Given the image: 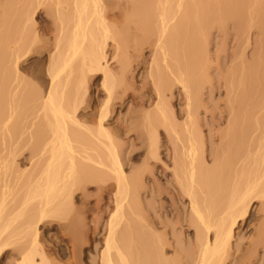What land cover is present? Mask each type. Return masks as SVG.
Instances as JSON below:
<instances>
[{
	"label": "bare ground",
	"instance_id": "bare-ground-1",
	"mask_svg": "<svg viewBox=\"0 0 264 264\" xmlns=\"http://www.w3.org/2000/svg\"><path fill=\"white\" fill-rule=\"evenodd\" d=\"M0 9L11 14L0 22V257L13 264H58L37 228L55 220L77 264L82 248L97 240L101 219L97 264H225L255 201L260 205L254 229L237 264H247L264 247V111H248L241 79L232 80L220 116L226 127L216 134L219 147L208 167L197 119L208 29L233 22L237 32L246 33L252 23L264 30V0H0ZM38 12L46 17L41 26L33 20ZM257 54L241 73L253 75L259 95L264 41ZM33 55L46 56L42 90L23 86L19 76L20 62ZM136 70H142V81L134 80ZM98 75L103 100L92 131L82 125L79 108L89 80ZM136 90L151 100L138 116L142 124L134 125L145 149L143 164L161 168L163 128L169 153L163 165L173 179L168 193L187 202L190 253L166 257L167 244L155 235L158 226L139 207L142 176L124 171L108 127L117 100L143 101ZM173 91L185 101L181 126L165 101ZM19 159L27 161V170L18 171ZM88 184L99 197L77 209L72 198ZM92 212L100 215L90 228L83 220Z\"/></svg>",
	"mask_w": 264,
	"mask_h": 264
},
{
	"label": "rangeland",
	"instance_id": "rangeland-1",
	"mask_svg": "<svg viewBox=\"0 0 264 264\" xmlns=\"http://www.w3.org/2000/svg\"><path fill=\"white\" fill-rule=\"evenodd\" d=\"M15 1V0H14ZM10 13H3L0 9V22L8 21ZM34 23L41 26L45 23L46 17L42 12L36 13L33 18ZM3 27L0 28L2 30ZM10 31H13L10 29ZM207 44L203 51V56L206 57L207 67L205 69L201 85V96L197 105V119L200 125L201 136L204 142L203 159L208 167L212 162L211 152L219 147V141L216 138L218 132L224 131L226 122L220 119L227 106V96L225 88L233 80L237 82L241 79L242 85L246 92V101L248 111H264V90H261L259 95H256L253 90L255 87V79L253 75L241 73L242 68L252 63L258 56V49L264 41V30L252 23L250 29L246 33L237 32L233 22H227L223 27L213 25L208 29ZM46 56L33 55L23 59L19 65V76L23 86L31 88V90H42L47 85L46 75ZM114 71L118 72L119 67L113 66ZM134 80L142 81L144 74L142 70L134 72ZM205 80V81H204ZM100 75L92 76L89 80V90L87 97L84 99L79 108V114L82 116V125L85 128L95 129L92 123L96 119L99 103L103 100L102 94H97L99 90ZM243 83V84H242ZM26 95L20 91L18 95ZM135 94L139 97L143 95V101L133 105L129 100L123 104L116 101L114 112L108 121V127L111 131L113 139L116 141L119 148V158L127 175H133L136 172L141 174L142 190L138 195L139 207L144 214V218L158 226L155 235L159 236L163 242L167 244L166 257H173L177 251L190 253L192 251L193 232L187 228L188 223L184 222V217L187 211V202L185 199L172 198L168 193L171 189L173 179L170 171L166 170L163 163L168 162L169 153L164 140V129L159 128V153L161 168L148 169L143 164V154L145 149L141 145V141L137 140V133L134 130L136 123L142 124L138 116L141 112H146L150 109L151 100L147 99V95L143 90H136ZM166 95L165 101H169L168 109L174 117L177 125L181 126L184 113L185 101L181 95L173 91ZM26 98V96H25ZM256 104L253 105V103ZM25 103H27V98ZM252 109V110H251ZM17 113V112H16ZM253 128V122L251 121ZM16 135V134H15ZM257 137V136H256ZM15 139V138H14ZM21 158V157H20ZM18 171L27 170V161L18 160ZM154 180L155 187H152ZM99 197L94 184H88L83 191H77L72 203L77 209H84L85 203L92 206ZM109 203H111L109 201ZM260 201H255L246 224L234 234L231 240L230 255L225 260V264H237V256L242 253L241 249L246 246L249 237L254 229L255 217L259 208ZM102 211L108 210L106 204H99ZM100 214L92 212L87 215L83 223L90 228L95 224L92 218L99 217ZM79 216V219H83ZM97 240L92 244L83 247L81 252L77 254V264H97L98 256L96 250L100 248V238L105 229V221H99L97 225ZM39 237L41 242L46 245L53 253L54 259L58 264H73L70 252L68 250L66 240L61 236L64 232H59L57 222L48 220L38 225ZM134 246V243H131ZM264 246V244H263ZM232 254V255H231ZM56 255V256H55ZM0 264H13L12 258L0 257ZM247 264H264V247H259L257 252L251 256Z\"/></svg>",
	"mask_w": 264,
	"mask_h": 264
}]
</instances>
